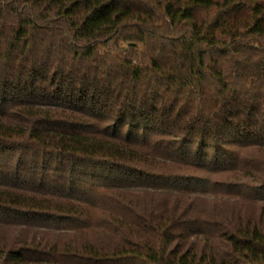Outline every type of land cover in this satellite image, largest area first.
<instances>
[{
    "label": "trees",
    "instance_id": "16d2710c",
    "mask_svg": "<svg viewBox=\"0 0 264 264\" xmlns=\"http://www.w3.org/2000/svg\"><path fill=\"white\" fill-rule=\"evenodd\" d=\"M0 264H264V0H0Z\"/></svg>",
    "mask_w": 264,
    "mask_h": 264
}]
</instances>
